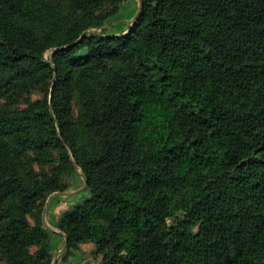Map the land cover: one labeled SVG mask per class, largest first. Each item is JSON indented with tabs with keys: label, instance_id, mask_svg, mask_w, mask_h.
Returning a JSON list of instances; mask_svg holds the SVG:
<instances>
[{
	"label": "trees",
	"instance_id": "trees-1",
	"mask_svg": "<svg viewBox=\"0 0 264 264\" xmlns=\"http://www.w3.org/2000/svg\"><path fill=\"white\" fill-rule=\"evenodd\" d=\"M124 1L0 0V264H53L75 164L65 258L264 264V0H143L82 38Z\"/></svg>",
	"mask_w": 264,
	"mask_h": 264
},
{
	"label": "rangeland",
	"instance_id": "rangeland-1",
	"mask_svg": "<svg viewBox=\"0 0 264 264\" xmlns=\"http://www.w3.org/2000/svg\"><path fill=\"white\" fill-rule=\"evenodd\" d=\"M139 7V0H125L121 4V9L118 15L109 19L104 27L93 28L90 30L96 31L98 34H101L104 30L106 31L107 35L110 36L127 35L130 32L131 27L137 21L136 17L139 13ZM53 52L54 50H50L46 53V59L49 62ZM38 96L39 94L35 95L34 97L37 98ZM84 176L83 170L77 164H75V171L68 180V183L70 184L68 190L64 192H54L46 200L43 206L42 215L46 225L49 226L50 229L55 233L53 238L56 237L57 239V235L60 236L61 233H64L56 227L61 215L69 210L75 203H77L81 197L90 196L88 185H86V177L84 178ZM52 245L55 254L54 259L57 258V261H60L59 264H100V261L102 260V256L96 257L94 254L96 246L93 243L83 244L80 249L74 252L73 255H70L66 258L64 255L67 248L64 250V252H62L65 247V243L62 238H59L58 242H52Z\"/></svg>",
	"mask_w": 264,
	"mask_h": 264
},
{
	"label": "water",
	"instance_id": "water-1",
	"mask_svg": "<svg viewBox=\"0 0 264 264\" xmlns=\"http://www.w3.org/2000/svg\"><path fill=\"white\" fill-rule=\"evenodd\" d=\"M139 2H140V7H139V13H138V15H137V17H136V20L140 17V15H141V13H142V11H143V8H144V1L143 0H139ZM96 34H98V33H96V31H92V30H90V31H87V32H85L84 34H83V37L82 38H84L85 36H87V35H96ZM78 44V42H76V43H74L73 45H71V47H73V46H76ZM54 52H53V54H52V56H51V59H50V62L52 63V64H54ZM84 178H85V176H84ZM85 180H86V185H88L87 184V179L85 178ZM45 223V222H44ZM45 226L47 227V228H49L50 229V227L49 226H47L46 225V223H45ZM61 235H63L64 236V238H65V247H64V249H63V251L62 252H64V250L67 248V246H68V237H67V235H65L64 233H61ZM61 252V253H62ZM60 253V254H61ZM54 264H57V258H55L54 259Z\"/></svg>",
	"mask_w": 264,
	"mask_h": 264
},
{
	"label": "crops",
	"instance_id": "crops-1",
	"mask_svg": "<svg viewBox=\"0 0 264 264\" xmlns=\"http://www.w3.org/2000/svg\"><path fill=\"white\" fill-rule=\"evenodd\" d=\"M59 238H62V239L64 240V243H65V238H64V236H62V235H60V236L57 235V239H56V237H54L52 242H53V243L58 242V241H59ZM59 262H60V261H57V264H59ZM70 264H73V263H70Z\"/></svg>",
	"mask_w": 264,
	"mask_h": 264
}]
</instances>
